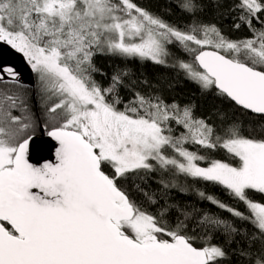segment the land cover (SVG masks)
Returning a JSON list of instances; mask_svg holds the SVG:
<instances>
[{
    "label": "snow or ice",
    "instance_id": "obj_1",
    "mask_svg": "<svg viewBox=\"0 0 264 264\" xmlns=\"http://www.w3.org/2000/svg\"><path fill=\"white\" fill-rule=\"evenodd\" d=\"M162 11L187 19L134 0H0V45L37 75L45 121L0 66V264H264V0ZM146 62L173 76H137ZM185 80L258 119L165 98ZM38 126L54 160L30 162Z\"/></svg>",
    "mask_w": 264,
    "mask_h": 264
},
{
    "label": "trees",
    "instance_id": "obj_2",
    "mask_svg": "<svg viewBox=\"0 0 264 264\" xmlns=\"http://www.w3.org/2000/svg\"><path fill=\"white\" fill-rule=\"evenodd\" d=\"M134 2L138 3L142 7H146L153 12L159 13L161 15H165L162 9L165 7L167 0H134ZM211 7L208 9V14L205 15L206 20H213L214 17L211 15ZM165 19L170 22H181V20H186L187 18H182L179 14L174 15H165ZM225 24L228 22L225 21ZM233 36H246L248 33L246 31L230 33ZM108 59H100L99 64L102 67H105L108 63ZM118 62V61H117ZM133 70L135 71L137 76L141 74L146 77L149 81H158L160 79H169L173 76V70L170 68H165L159 65H154L151 62H146L143 65L139 63H134L131 65ZM37 79V75H36ZM38 81V80H37ZM19 88L24 93L26 98L27 105L32 113L35 114V117L38 121V124L42 125L45 121L43 119L44 112V101L39 94L40 84L37 82L36 88L33 89L31 87L23 86L19 84ZM35 91V92H34ZM165 98L168 100L175 99L180 103H184L190 99H195L198 104L197 115H207L213 108H220L226 112H228L232 116H237L241 120L247 123L250 120L258 119V117L254 116V114H243L238 107H235L231 102L213 97L208 95L207 97H201L198 86L189 81H182L175 89L170 92L165 93ZM19 114V113H14ZM41 127H37L35 130V135L39 134ZM206 191L215 194L220 199L224 200L227 203H232L227 196L216 186L208 185L206 187ZM205 207L211 208L212 211H217L215 207L210 204H205ZM240 209L243 210L244 206L239 205ZM223 215H227V213H223ZM219 240H213V243H219Z\"/></svg>",
    "mask_w": 264,
    "mask_h": 264
},
{
    "label": "water",
    "instance_id": "obj_3",
    "mask_svg": "<svg viewBox=\"0 0 264 264\" xmlns=\"http://www.w3.org/2000/svg\"><path fill=\"white\" fill-rule=\"evenodd\" d=\"M12 66L19 73V81L21 85L36 88L35 73L32 72L30 66L26 63L21 54L16 53L9 46L0 45V66ZM35 92V91H34ZM55 141L47 137L40 128V134L35 135L30 145L29 159L30 162L43 163L45 160H54Z\"/></svg>",
    "mask_w": 264,
    "mask_h": 264
},
{
    "label": "bare ground",
    "instance_id": "obj_4",
    "mask_svg": "<svg viewBox=\"0 0 264 264\" xmlns=\"http://www.w3.org/2000/svg\"><path fill=\"white\" fill-rule=\"evenodd\" d=\"M35 79H36V75H35ZM36 83H37V79H36ZM21 85V84H20ZM24 86V85H23Z\"/></svg>",
    "mask_w": 264,
    "mask_h": 264
},
{
    "label": "rangeland",
    "instance_id": "obj_5",
    "mask_svg": "<svg viewBox=\"0 0 264 264\" xmlns=\"http://www.w3.org/2000/svg\"><path fill=\"white\" fill-rule=\"evenodd\" d=\"M37 80H38V77H37ZM37 82H39V80H38ZM39 134H40V132H39ZM37 135H38V134H37Z\"/></svg>",
    "mask_w": 264,
    "mask_h": 264
}]
</instances>
